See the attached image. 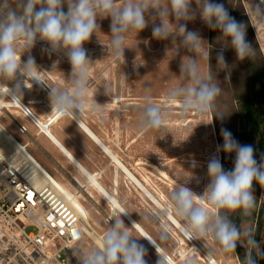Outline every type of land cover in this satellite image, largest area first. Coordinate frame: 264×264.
Listing matches in <instances>:
<instances>
[{
  "label": "rangeland",
  "instance_id": "1",
  "mask_svg": "<svg viewBox=\"0 0 264 264\" xmlns=\"http://www.w3.org/2000/svg\"><path fill=\"white\" fill-rule=\"evenodd\" d=\"M216 2L223 3L231 16L248 25L247 39L256 49V54L254 59L239 61L234 50L227 48L224 56L228 68L220 69L216 56L222 44L217 43L215 38L221 33L218 30H210L199 16L194 22L187 24L189 30L199 31L213 45L209 64L215 82L222 91L215 100V109L208 113L201 114L195 111L185 113L179 102L168 99V93L172 89L182 91L191 84L190 79L180 72V64L185 57L194 54L181 48L179 54L175 55L171 39L166 41L154 39L151 25L138 35L134 31L126 35L124 54L119 58L111 49L110 18L98 21L100 30L97 29L96 35H93L84 45L92 62L88 68L89 89L86 106L84 111L77 115L104 141L105 145L116 154L164 208L170 204L171 193L181 184L190 188L196 195H203L210 182L207 175L209 158L217 154L218 146L223 144L221 129L229 130L239 143L252 145L258 162L264 157V104L260 102L256 105L259 128L248 120L243 110L246 99L257 92L259 84L264 82L263 57L245 9V3L251 1L216 0ZM123 3L124 0H117L118 6ZM193 7H195L194 4ZM64 11H67L66 5ZM176 43L180 44L179 37ZM46 48H48L46 42L37 40L30 52L23 51L22 43L18 52H22L23 61L28 55L34 57L39 69L37 74L44 82L41 86H45L48 91L50 88L70 89L71 65L67 57L62 53L49 55L44 51ZM201 70L204 73L207 72L205 61H201ZM29 83H36V81H26V84ZM9 86H12L11 83ZM2 87L3 85H0V92L3 90ZM23 92L28 98L32 97L31 99L37 96L31 90ZM4 99L7 103L12 102L9 96H5ZM148 100L162 108L165 120L161 130L146 132L141 130L140 117ZM43 103L41 100L40 106L45 105ZM44 107L48 108L47 105ZM221 113L222 117L217 116ZM17 114L19 109L10 108L0 112V123L21 144H25L28 137L19 134L7 117H14ZM52 121L50 119L43 123L50 128ZM29 131L34 133L35 137L38 136V128L31 130L29 126ZM72 135L70 131L68 136L78 144L79 138ZM78 146L87 169L98 176L99 182L108 191L116 194L122 207L175 262L211 264L207 257L210 256L218 264H241L245 254L242 246L238 245L234 252L224 253L212 236L206 239H192L196 241L201 251L194 249L180 229L170 223L169 216H166L159 206L146 200L143 192L132 180H129L125 173L119 172L116 175V165L113 160L110 161L107 155L99 153L92 146L82 144ZM27 149L32 150L31 147ZM218 155L224 170H232L235 154L229 155L220 151ZM193 162L196 163V167H193ZM63 170L57 175L61 183L72 187V192L79 197L89 212L93 227L98 235L102 236L110 227L107 220L120 213L113 211L112 204L96 192L79 171L74 168H63ZM73 179L78 181L80 188L74 185ZM116 180L117 184H115ZM253 191L256 202L252 214L243 218L233 214L232 219L237 225L250 227L255 234L259 213L264 210V188L254 182ZM204 200L205 207L215 214V210L207 203V197H204ZM198 202L199 198H197ZM94 203L100 213L96 212ZM170 214L183 226L182 220ZM121 219L126 227L131 228L133 235L137 234L122 216ZM110 221L114 223V219ZM139 242L148 252L144 241L140 239ZM259 242L264 248V235ZM96 246L98 245L90 238H87L83 244V247L88 249ZM145 259L147 264H158L161 258L153 251V253L149 252ZM258 263L264 264V258L258 259Z\"/></svg>",
  "mask_w": 264,
  "mask_h": 264
},
{
  "label": "clouds",
  "instance_id": "2",
  "mask_svg": "<svg viewBox=\"0 0 264 264\" xmlns=\"http://www.w3.org/2000/svg\"><path fill=\"white\" fill-rule=\"evenodd\" d=\"M65 5L67 11H64ZM251 5V13H247L250 20L255 17L264 22V0H251ZM198 16L210 30L221 33L215 38L222 44L216 56L220 69L228 68L224 56L227 48L234 50L239 61L255 58L256 49L247 39L248 25L237 21L216 0H124L120 6L117 0H0V85H5L6 93L15 98L17 93L22 94L26 81L43 83L37 76L39 69L34 57L28 55L22 61L18 48L22 43L23 51L30 52L37 40L44 41L48 45L44 51L49 55L62 53L71 65L70 89L50 88L52 111L58 115L82 113L92 62L84 45L100 30L98 21L110 18V44L117 58L124 54L126 35L133 31L138 35L149 25L154 39H171L175 55L181 48L193 53L180 64V72L191 84L182 91L172 89L168 99L179 102L185 113H208L215 109V100L222 90L209 64L213 45L199 31L187 27ZM201 61L207 64L206 73L201 70ZM164 120L162 108L148 100L140 117L141 130H161ZM221 135L223 144L207 164L210 182L203 195L198 196L181 184L171 193L164 214L172 213L182 220V231L189 239L212 236L224 253L234 252L240 245L245 249L241 264H258V259L264 258V248L253 230L237 225L232 215L243 218L252 214L256 202L253 183L264 188V157L258 162L253 146L239 143L229 130L221 129ZM220 151L235 154L232 170H224ZM196 166L193 162V167ZM204 197L215 214L205 207ZM122 213L127 214L121 210L112 218L114 223L108 230L96 238L98 246L88 249L78 244L72 248L77 264H147V250L139 242L141 237L133 235L131 228L125 226ZM158 264L163 261L160 259Z\"/></svg>",
  "mask_w": 264,
  "mask_h": 264
},
{
  "label": "built area",
  "instance_id": "3",
  "mask_svg": "<svg viewBox=\"0 0 264 264\" xmlns=\"http://www.w3.org/2000/svg\"><path fill=\"white\" fill-rule=\"evenodd\" d=\"M245 9L251 13V2L245 3ZM248 18L264 61V22ZM18 109L17 116L7 117L19 134L28 136L30 123L20 117L37 128L38 124L22 102ZM28 145L0 123V264H77L72 248L92 239L90 214L63 197L60 186L71 191L72 187L48 173ZM107 224H112L110 219Z\"/></svg>",
  "mask_w": 264,
  "mask_h": 264
},
{
  "label": "crops",
  "instance_id": "4",
  "mask_svg": "<svg viewBox=\"0 0 264 264\" xmlns=\"http://www.w3.org/2000/svg\"><path fill=\"white\" fill-rule=\"evenodd\" d=\"M40 76V75H39ZM41 77V76H40ZM40 86V87H39ZM25 90H31L32 92L35 93L36 98L35 99H31L28 98V96H26L24 94L23 91ZM22 94L18 93L19 97L22 99H19L18 95L16 94L19 102L23 103L32 113L33 117L35 120L38 121V136L35 137L34 133H31L30 136L28 137V140L26 143H29L28 148L31 147L32 150L29 151V153L38 161V163L48 172L50 173L53 177H55L57 180L60 181L58 175V172H63V168H74L75 170L79 171L80 174L87 180V182L89 183L90 180L88 179V177L86 176V174H84L85 172L82 171V168L88 173H91V171H89L86 167V162L85 160L82 158L81 156V149L79 145H87V146H92L93 148H95L96 150H98V152L105 154L108 156V158L110 159V161H114L115 165H116V175L119 174V172H123L127 175V173L122 170L123 168L118 164V162L115 159H118L119 162H121L119 160V158L116 156L115 153H113L104 143V141H102L93 131L92 129L87 125V123H85L83 121V119L75 114V115H71V114H65V115H58L56 114L54 111H52L51 108V104H50V99H49V92L47 90V88L45 86H41L40 84H36V83H29L27 84V86H22L21 88ZM39 95V97H38ZM41 98V99H40ZM41 100L45 103V105L40 106L41 104H39L41 102ZM32 102V103H30ZM43 103V104H44ZM48 108H45L44 106H46ZM11 109H18V108H11ZM19 113L20 110H19ZM52 119L53 124L50 126L44 125L43 122H46L48 120ZM20 120L22 122L28 121L30 123L31 126V130L36 129L37 127L30 122L29 119L21 116ZM40 125H44L47 127L49 134L44 132L41 128ZM71 131V134L75 136H77L79 138L78 144L76 143L75 140H73L72 137L68 136L69 132ZM93 133H92V132ZM52 135L54 138H52ZM72 135V136H73ZM55 139V140H53ZM57 139V141H56ZM104 144L106 146V148L114 155V157L108 153L107 151H105L106 149L103 147ZM60 145L65 148L69 154H71V156L73 158H75L72 160V158L62 150V148L60 147ZM105 151V152H104ZM122 163V162H121ZM123 164V163H122ZM124 165V164H123ZM125 166V165H124ZM82 167V168H80ZM126 167V166H125ZM120 169V170H119ZM126 169L131 172L127 167ZM83 173V174H82ZM132 173V172H131ZM133 174V173H132ZM87 177H85V176ZM94 175V174H93ZM134 175V174H133ZM97 178L98 183L99 179L98 176L94 175ZM128 176V175H127ZM135 176V175H134ZM129 180H132L129 176H128ZM137 179V178H136ZM138 180V179H137ZM76 181V182H75ZM61 182V181H60ZM132 182L136 185V187L141 190V192H143L146 200H148L149 202H151L152 204H154V201L148 197V195L146 193H144V190L139 186V184L132 180ZM74 185H77V188H80L81 186H78V181L77 180H73ZM115 184H117V180L115 181ZM141 184V183H140ZM67 185V184H66ZM90 186L91 183H89ZM107 193L111 194V196H113V198L115 197V200H117V202H114L112 200H110V198H108L103 192L102 190L101 193L104 195H102L94 186L93 189H95L96 192H98L105 200H107L109 203L112 204V209L113 211H115V209H117L118 211L121 212V210L118 209V205L120 208H122L123 211H125L126 213H128V211L122 207V205L119 203L118 199L116 198V194L111 193L110 191H108L101 183L99 184ZM142 185V184H141ZM69 186V185H67ZM144 186V185H142ZM145 187V186H144ZM146 188V187H145ZM68 191H70L72 193L71 190L67 189ZM146 190L148 191V189L146 188ZM149 192V191H148ZM151 194V193H150ZM152 195V194H151ZM154 196V195H152ZM155 198V197H154ZM153 201V202H152ZM78 203L79 205L83 208V204L81 202V200L78 197ZM118 203V204H117ZM115 204V205H114ZM94 205L96 206V203H94ZM155 206H157L156 204H154ZM96 212L100 213L98 210V207L96 206ZM115 208V209H114ZM84 209V208H83ZM85 211H87L86 209H84ZM117 213V212H116ZM129 214V213H128ZM123 215L122 217L128 222V224L132 227V229L134 231H136L137 234H135V236L141 237L140 239L142 241H144V243L146 244V247L148 249L147 255L149 252L153 253V251L155 252V254H157L161 260L163 261L164 264H169V262L166 260V258L163 257V255L154 249V246H152V243L149 241L148 238H146L144 236V234L142 233L145 232L150 238L151 240L155 241L161 248L162 250L171 258V256L164 250V248L140 225V223L138 221H136L130 214L131 218L134 220V222H136L135 224H137V226L139 228H141V230H139V228L134 224L132 226V221L129 220L127 218L126 215H124L123 213L121 214ZM91 220V219H90ZM90 226L93 228V230L95 232H97L95 230V228L93 227L92 223L89 222ZM136 226V227H135ZM96 227V226H95ZM177 228V227H176ZM141 231V232H140ZM139 232V233H138ZM182 233V232H181ZM98 234V233H97ZM182 235L185 237V235L182 233ZM185 239L188 240V237H185ZM190 242V241H189ZM192 244V242H191ZM193 245V244H192ZM150 249V251H149Z\"/></svg>",
  "mask_w": 264,
  "mask_h": 264
},
{
  "label": "bare ground",
  "instance_id": "5",
  "mask_svg": "<svg viewBox=\"0 0 264 264\" xmlns=\"http://www.w3.org/2000/svg\"><path fill=\"white\" fill-rule=\"evenodd\" d=\"M22 60V59H21ZM23 61V60H22ZM37 76L41 79V81H42V78L37 74ZM44 83V82H43ZM43 83H40V82H37L36 81V84H40V85H42ZM2 91L0 92V108H3V109H5L6 110V108H19V106L21 105V103L19 102V100H18V98H17V96L15 97V98H13L12 96H10V95H8L7 93H6V91H5V89H6V86L5 85H3V87H2ZM5 96H9V99L10 98H13L14 99V101H12V100H10V101H12L11 103H7L6 101H5V99H4V97ZM36 122L38 123V121L36 120ZM41 126V128H42V130L44 131V132H46V133H48L49 134V131H48V129H47V127L46 126H44V125H40ZM92 132V131H91ZM93 133V132H92ZM52 138H54L53 137V135H52ZM53 140H55V139H53ZM56 141H57V139H56ZM103 145V147L106 149L105 151H107L108 153H110L113 157H114V155L106 148V146L104 145V144H102ZM60 147L62 148V150L64 151V152H66L71 158H72V160L74 159V162H76L75 161V158H73L72 156H71V154H69V152L65 149V148H63L61 145H60ZM104 151V152H105ZM117 162H118V164L123 168L122 170H124L126 173H127V175L132 179V180H134V181H136L138 184H139V186L144 190V193H146L147 195H148V197H150L153 201H154V204H156L157 206H159V208L161 209V211L164 213V206L156 199V198H154V196H152L151 194H150V192H148L147 190H146V188L144 187V186H142L141 184H140V182L136 179V177L131 173V172H129L127 169H126V167L121 163V162H119L118 161V159H115ZM117 165V164H116ZM41 167V166H40ZM80 168H82V167H80ZM86 170V169H85ZM83 168H82V171H84L85 173L84 174H86V176L88 177V179L90 180V182L89 183H91V185L92 186H94L100 193H101V191L100 190H102V192L108 197V198H110V200H112V201H114V202H117V200H115V197L113 198V196H111V194H109V193H107L99 184L100 183H98V181H97V178L93 175V174H91V173H88V171L86 172ZM120 170V169H119ZM83 174V173H82ZM164 174V173H163ZM85 176V175H84ZM85 176V177H86ZM86 177V178H87ZM74 180V179H73ZM56 182V181H55ZM76 182V181H75ZM78 184V183H77ZM60 189L62 190V193H63V197L64 198H66L67 200H68V202L70 203V204H72L74 207H76V208H78V209H80V210H82L83 212H85V210L79 205V203H78V196L77 195H75L74 193H71L70 191H68L67 189H65V188H63V187H61L60 186ZM102 194V193H101ZM103 195V194H102ZM104 196V195H103ZM152 201V202H153ZM118 204V203H117ZM115 205V204H114ZM115 209V208H114ZM118 209L119 210H122V208H120L119 207V205H118ZM114 212H117V213H120V211H118L117 209H115V211ZM125 212V211H124ZM126 213V212H125ZM124 215H126L127 216V218L129 219V220H131L132 222H134V220L131 218V216L127 213V214H124ZM121 216H123V215H121ZM166 216H169L168 218H169V220H170V223L173 225V226H175V227H177V229H180V231L183 233V231H182V225L177 221V219H175L170 213L168 214V215H166ZM110 219H112V218H110ZM136 226H137V224H135ZM135 226V227H136ZM139 226V225H138ZM137 226V227H138ZM92 228V227H91ZM139 228V227H138ZM93 229V228H92ZM139 230H141V228H139ZM142 231V230H141ZM140 231V232H141ZM89 233H90V235H91V237H92V239H93V241L97 244V237H100L98 234H97V232H93V231H91V230H89ZM139 233V232H138ZM142 233L144 234V236L146 237V238H148L149 239V241H151L152 242V246H154V249L157 251V253L158 252H160L162 255H163V257L164 258H166V260L169 262V264H179V263H177V262H175L172 258H170L163 250H162V248L155 242V241H153V240H151V238L145 233V232H143L142 231ZM184 234V233H183ZM185 235V234H184ZM186 237V236H185ZM190 242H192V244H193V246H194V249H196V250H200V248L198 247V245H197V243H196V241L195 240H192V239H190L189 240ZM201 251V250H200ZM207 257H209L208 259L210 260V262H211V264H218L212 257H210V256H207Z\"/></svg>",
  "mask_w": 264,
  "mask_h": 264
},
{
  "label": "trees",
  "instance_id": "6",
  "mask_svg": "<svg viewBox=\"0 0 264 264\" xmlns=\"http://www.w3.org/2000/svg\"><path fill=\"white\" fill-rule=\"evenodd\" d=\"M259 86L257 92H255L250 98L246 99V101L243 104V110L246 117L254 126H256V128L260 127V123L258 122L257 119L258 110L256 108V105L260 102L264 104V82L260 83ZM263 219H264V210H262L259 213L258 226H257L258 228L256 229L255 234L253 233L258 242L262 239L264 235Z\"/></svg>",
  "mask_w": 264,
  "mask_h": 264
}]
</instances>
